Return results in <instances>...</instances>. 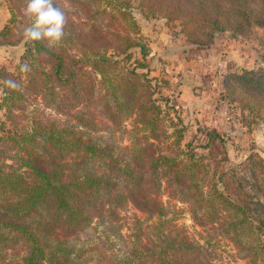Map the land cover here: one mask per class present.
Here are the masks:
<instances>
[{
	"label": "trees",
	"instance_id": "trees-1",
	"mask_svg": "<svg viewBox=\"0 0 264 264\" xmlns=\"http://www.w3.org/2000/svg\"><path fill=\"white\" fill-rule=\"evenodd\" d=\"M129 1L56 0L66 35L48 48L25 40L26 0H8L0 42H22L24 49L12 68L0 67V264H219L206 238L176 224L166 228L170 219L160 217L172 200L188 204L200 225L217 224L236 256L264 264V194L256 175L263 158L250 152L231 160L227 131L199 121L188 126L167 78L150 74L154 56ZM138 6L179 19L196 46L189 53L214 46L223 30L264 29V0ZM225 61L228 104L236 102L235 86L264 98L263 68L233 69ZM78 105L87 111L78 123L42 110ZM171 112L173 127L165 118ZM130 205L159 217L148 232L138 217L135 233L122 232L121 211Z\"/></svg>",
	"mask_w": 264,
	"mask_h": 264
},
{
	"label": "rangeland",
	"instance_id": "rangeland-1",
	"mask_svg": "<svg viewBox=\"0 0 264 264\" xmlns=\"http://www.w3.org/2000/svg\"><path fill=\"white\" fill-rule=\"evenodd\" d=\"M129 2V11L132 12L139 24L138 31L140 34L143 32L147 35L151 54L153 53L154 56L153 60H149L152 67L150 74L167 78L170 87L178 94V99L174 103L179 104L182 115L189 124L188 126H194L197 121H202L203 123L215 124V126L229 133L230 138L226 142L228 158L239 161L240 158H244L250 152H254L263 158L262 167L256 171V175L260 180V193L264 194V98L235 86L236 102L233 106L228 104L224 99L227 95V89L224 87V77L222 76V71L226 68V58L223 59L226 56L225 50L232 46L240 51V56L245 55V57L230 62L233 65L231 68L246 65L264 69V29L254 27L245 34L238 35H233L230 29L223 30L218 37L222 39L219 48L216 47L214 51L213 46L208 49L196 48L195 53H189L184 50L196 46L186 39L179 19L168 20L161 13L151 14L147 10H142L138 6V0H130ZM8 4V0H0V8L5 9L3 14L1 13L2 9H0V29L10 17ZM72 18L80 20L77 16H72ZM16 21L11 27L13 32L17 30ZM162 35H165L167 39H164ZM156 48H160V54ZM23 49L22 42L13 44L0 42V67L12 68L18 61ZM153 50L154 52H152ZM232 54L233 56L237 55ZM227 59L230 60L231 58L228 57ZM167 90L165 89V91ZM181 92L185 98L183 100L180 99ZM42 110L46 114L68 123H78L80 115H87L86 109H83L81 105L64 113H57L46 108ZM173 116L172 112L165 115L167 124L170 125L172 121H175L174 118L173 120L171 118ZM94 119L100 122L98 115H95ZM126 125L130 127V120L127 121ZM170 126L173 127L172 124ZM185 137L186 139L189 138V133ZM219 187H222V184H219ZM161 199L166 200L167 196L164 194ZM173 202L175 204L169 206L170 211L160 217L165 221L170 219L166 228L169 227V224H176L183 226L192 238L199 239L203 243L206 241L204 238H206L210 242L209 247L213 250L214 261L219 264H258L249 257L236 256L233 243L220 232L217 224L200 225L192 219L188 204L172 200ZM121 215L122 232L125 234L136 232L133 223L134 217L142 220L141 227L146 232L149 231L146 225H150L159 219L158 216H149L146 212L132 205L121 211ZM96 234H93V239H96ZM81 237L85 238L86 235L83 233ZM19 251L21 250L16 249V252ZM9 252L11 251L9 250Z\"/></svg>",
	"mask_w": 264,
	"mask_h": 264
},
{
	"label": "clouds",
	"instance_id": "clouds-1",
	"mask_svg": "<svg viewBox=\"0 0 264 264\" xmlns=\"http://www.w3.org/2000/svg\"><path fill=\"white\" fill-rule=\"evenodd\" d=\"M25 15L31 23L24 29L26 42H40L48 48L58 46L66 35L67 17L65 11L58 7L56 0H26ZM21 70L29 71V66L23 64ZM7 87L17 89L19 85L12 81H5Z\"/></svg>",
	"mask_w": 264,
	"mask_h": 264
},
{
	"label": "crops",
	"instance_id": "crops-1",
	"mask_svg": "<svg viewBox=\"0 0 264 264\" xmlns=\"http://www.w3.org/2000/svg\"><path fill=\"white\" fill-rule=\"evenodd\" d=\"M0 9H2V8H0ZM4 10H5V9H2V10H1V13H2V14H3ZM162 36H163V35H162ZM163 37H164V39H167L165 35H164ZM221 42H222V39H218V40H217V42H216V43L214 44V46H213V51L216 50V47L219 48V45H220ZM150 43H151V42H150ZM155 45H157V44H155ZM153 47H154V46H153ZM154 49H155V47H154ZM156 49H157V48H156ZM157 50H158V51H157L158 54H160V52H161V51H160V48H158ZM152 52H154V50H153ZM211 52H212V49H211ZM225 52H226V54H225L226 56L223 57V59L226 58V60H227V61H230V62H235V61L240 60V59H243V58L245 57V55L240 56V55H241V53H239L240 51H239L238 49H235L234 46H232V47L226 49ZM225 52H224V53H225ZM232 53H235V54H237V55H236V56H233ZM152 54H153V53H152ZM228 57L231 58V59L228 60V59H227ZM219 58H220V56H219ZM180 99H182V100L185 99V98L183 97V92L180 93ZM201 122H202V121H201ZM214 125H215V124H214Z\"/></svg>",
	"mask_w": 264,
	"mask_h": 264
}]
</instances>
